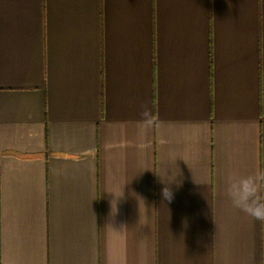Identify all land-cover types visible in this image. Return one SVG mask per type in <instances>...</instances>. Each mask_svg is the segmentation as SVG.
Masks as SVG:
<instances>
[{
    "label": "crops",
    "instance_id": "0c3cea01",
    "mask_svg": "<svg viewBox=\"0 0 264 264\" xmlns=\"http://www.w3.org/2000/svg\"><path fill=\"white\" fill-rule=\"evenodd\" d=\"M257 171L264 0H0V264H264Z\"/></svg>",
    "mask_w": 264,
    "mask_h": 264
},
{
    "label": "clouds",
    "instance_id": "9594fccd",
    "mask_svg": "<svg viewBox=\"0 0 264 264\" xmlns=\"http://www.w3.org/2000/svg\"><path fill=\"white\" fill-rule=\"evenodd\" d=\"M225 195L234 208L244 212L255 221L264 223V172L240 176L229 172L225 177ZM165 199L171 192L165 188Z\"/></svg>",
    "mask_w": 264,
    "mask_h": 264
}]
</instances>
